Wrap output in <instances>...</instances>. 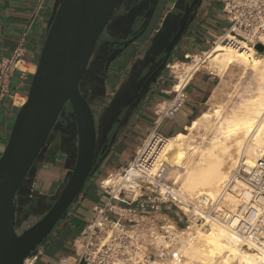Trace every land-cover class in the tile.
<instances>
[{
	"label": "water",
	"instance_id": "water-1",
	"mask_svg": "<svg viewBox=\"0 0 264 264\" xmlns=\"http://www.w3.org/2000/svg\"><path fill=\"white\" fill-rule=\"evenodd\" d=\"M125 1L54 2L27 102L17 111L0 157V264H24L34 256L66 220L111 151L110 148L99 165L95 164L100 122L104 123L109 115L107 110L99 118L95 108L102 106L110 66L136 44L141 35L119 43L103 73L99 72L100 40L107 38V44L115 45L120 36L126 34L131 20L128 16H117ZM188 29L186 17L178 22L172 14L167 16L145 58L133 66L129 79L110 104L114 109L131 104L124 125L167 68ZM256 50L264 52V46L259 44ZM157 55H164L155 65L157 70L143 78L150 76L141 94L132 95L141 82L142 71ZM98 74H102L101 83L95 85ZM56 142L67 157L69 172L59 191L49 197L40 195L34 184L49 149ZM114 142L115 139L111 146Z\"/></svg>",
	"mask_w": 264,
	"mask_h": 264
},
{
	"label": "built area",
	"instance_id": "built-area-1",
	"mask_svg": "<svg viewBox=\"0 0 264 264\" xmlns=\"http://www.w3.org/2000/svg\"><path fill=\"white\" fill-rule=\"evenodd\" d=\"M218 1L228 29L217 41H225L232 35L253 46H264V0ZM35 2L33 19L44 14L55 0ZM32 25L30 22L24 27L12 53L0 59V102L13 97L11 84L17 73H21V81L31 85L37 70V64L28 59ZM216 43L206 52L187 57L181 64L167 65L176 81L171 98L155 105L153 131L133 159L99 182L106 201L92 208L84 232L74 242V256L60 264H180L184 257L179 249V235L168 230L167 225L172 220L178 227L176 220L170 218L175 214L182 216L180 221L184 220L187 226L195 223L203 230L212 224L223 226L264 252V155L254 167L239 163L222 193L215 198L207 194L194 198L182 196L165 166L154 170L155 157L165 140L160 129L185 106L187 88L194 76L206 68L205 62ZM189 64L194 69L180 78L178 73ZM27 99L28 95L16 99L17 107H22ZM109 180L112 184L105 185ZM229 196L237 202L229 204ZM39 256L38 249L24 264H36Z\"/></svg>",
	"mask_w": 264,
	"mask_h": 264
},
{
	"label": "crops",
	"instance_id": "crops-1",
	"mask_svg": "<svg viewBox=\"0 0 264 264\" xmlns=\"http://www.w3.org/2000/svg\"><path fill=\"white\" fill-rule=\"evenodd\" d=\"M35 1L0 0V59L8 57L12 53L18 44L24 27L33 22L28 46V59L35 64L38 63L54 3L49 4V8L44 14L33 19ZM171 1L173 2V0ZM170 14L172 13L161 14L153 31L131 47L112 65L108 73L109 77L105 81V96L101 101L102 106L95 108V111H98L96 114L99 118L107 110L109 112L104 123L100 122V134L110 130L112 124L119 123L118 116L127 106L114 109L110 107V104L115 99L121 86L129 79L136 62L145 58L152 39L162 28L163 22ZM172 15L175 17L174 14ZM227 29L228 24L222 14L220 2L218 0H207L196 23L191 27V30L189 29L190 31L174 51L169 64L175 62L181 64L187 57L206 52L212 47L214 41H217L220 36H224ZM30 66L31 64L27 65L29 68ZM115 71L117 76L110 73ZM175 83L174 77L166 68L156 84L152 86L146 99L132 113L129 121L125 125L123 124L107 159L102 163L95 176L87 183L66 220L59 224L58 230L39 248L40 256L36 264H60L63 259L74 256V242L84 232L87 224L83 225L81 223V215L86 211L83 202L89 198L96 202L93 207L100 204L98 200L99 192H101L99 182L109 174L125 167L133 159L136 152L142 148L154 128L155 105L171 98L170 94ZM219 84V76L210 70L204 69L196 74L187 88L188 100L185 106L174 120L166 121L163 124L160 133L165 138H171L187 130V127L195 121V118L203 112ZM29 87V82L21 81V73H17L11 84L13 97H7L0 102V157L7 145L19 109L15 100L20 96L28 95ZM132 95H134V92H132ZM112 115L113 117L109 122ZM66 160L67 157L60 151L59 145L54 144L49 149L44 167L36 177L35 188L40 195L51 197L59 191L69 172L66 168ZM99 178H101L100 181ZM81 225H83L82 228ZM67 250L72 251L73 255H66Z\"/></svg>",
	"mask_w": 264,
	"mask_h": 264
},
{
	"label": "bare ground",
	"instance_id": "bare-ground-1",
	"mask_svg": "<svg viewBox=\"0 0 264 264\" xmlns=\"http://www.w3.org/2000/svg\"><path fill=\"white\" fill-rule=\"evenodd\" d=\"M226 40L230 43L221 45L223 39L217 41L205 63L221 72L232 66L240 67L244 73L256 72L257 95L232 112L213 101L210 111L187 127L189 134L165 138L155 157L154 170L165 166L185 197L204 194L217 197L239 163L254 167L264 155V56H258L239 37L228 35ZM193 69L192 64L186 65L178 75L183 78ZM198 128L208 133L216 131L212 139L204 137L196 144L192 135ZM111 184V180L105 183ZM228 201L229 204L237 202L232 196ZM167 225L168 230L179 235V249L184 257L180 264H264V252L223 226L212 224L203 230L192 223L188 229L181 230L172 220Z\"/></svg>",
	"mask_w": 264,
	"mask_h": 264
},
{
	"label": "flooded vegetation",
	"instance_id": "flooded-vegetation-1",
	"mask_svg": "<svg viewBox=\"0 0 264 264\" xmlns=\"http://www.w3.org/2000/svg\"><path fill=\"white\" fill-rule=\"evenodd\" d=\"M170 1L171 0H126L123 3V5L117 11V16H128L131 22L129 23V28L126 30V34L120 36V38L118 39L119 42L115 45L107 44L109 41L107 38H103L100 40V44L102 47V64L99 66L100 73L104 72L108 60L114 55L116 50L119 48V43L131 41L141 35L139 41L137 42L139 43L142 39L146 38V36L153 31L157 24V20L161 14L166 15L167 13H172L175 15L178 22L184 17H186V20H188L189 29L191 30V27L196 23L197 19L200 16V13L203 11L207 0H173V2ZM189 29L188 32L190 31ZM105 44L107 45L104 46ZM134 45H131L129 49ZM163 57L164 55L155 56L154 59L150 62V64L143 70L140 79L141 82L139 85H137V88L134 91V95L136 97L141 94L144 87L146 86L147 80L157 70L155 65L160 62ZM112 65L110 66V69L112 68ZM150 72V76L146 79H143ZM101 75L102 74H98L97 76H95V85L101 83ZM130 106L131 104H129V106L123 109L121 115L118 116V118L120 119L119 123L112 124V128L110 130L105 131L103 134H100L99 142L97 145L98 156L95 163L96 165H99L101 160L109 151V149H112L111 143L121 132L124 119L130 110ZM96 113H98V111H95V114ZM55 145H58V143H55Z\"/></svg>",
	"mask_w": 264,
	"mask_h": 264
},
{
	"label": "rangeland",
	"instance_id": "rangeland-1",
	"mask_svg": "<svg viewBox=\"0 0 264 264\" xmlns=\"http://www.w3.org/2000/svg\"><path fill=\"white\" fill-rule=\"evenodd\" d=\"M52 7H53V4H52ZM228 43L230 42L228 40H225L221 43V45L228 44ZM248 45L256 50V46H253L251 44H248ZM256 52L258 53V56H264V52H259L258 50H256ZM205 66L206 68L204 69L210 70L214 72V74L219 76L220 84L218 85L211 99L208 101L203 112L197 118H199L203 113L210 111L211 103H213V101L214 103H217L218 105L224 106L229 112H232L235 109H239L241 105H243L247 100L257 95L258 75L256 72L248 71L247 73H244L242 69L237 66H232L230 70L228 69L226 70V72H221L218 69H216L214 66H210L207 64ZM116 71L110 72V73L111 74L113 73V76H117ZM197 118H195V120ZM207 131H208V128H207ZM215 131L216 130L213 129L211 133L210 132L208 133L198 128L194 132L192 137L194 138V140H196L195 143L199 144L201 143V140L204 137L208 139H212L214 136L212 133ZM182 133L189 134L187 130H185ZM171 179L173 180L172 176H171ZM100 180L101 178H99V181ZM179 192H181L180 189H179ZM98 200L100 204H104L106 201V197L103 194H101V192H99ZM95 203L96 202L94 200L89 199V198L85 199V201L83 202V207L84 209H86V211L82 213L81 215V223L83 225L89 222L91 215H92V207ZM181 217H179L177 214L170 216L171 219L174 218L176 220V223H178V227H179L178 229H181V230L188 229L192 224L187 226L184 220L180 221V219H182ZM83 225H81V228L83 227ZM57 230H58V227L55 229L54 232H56ZM66 255H73V252L70 250H67Z\"/></svg>",
	"mask_w": 264,
	"mask_h": 264
},
{
	"label": "trees",
	"instance_id": "trees-1",
	"mask_svg": "<svg viewBox=\"0 0 264 264\" xmlns=\"http://www.w3.org/2000/svg\"><path fill=\"white\" fill-rule=\"evenodd\" d=\"M56 143H58V142H56Z\"/></svg>",
	"mask_w": 264,
	"mask_h": 264
}]
</instances>
